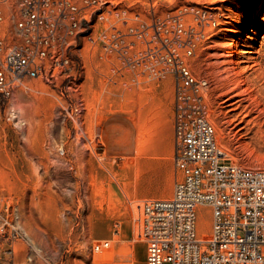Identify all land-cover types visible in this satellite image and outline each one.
<instances>
[{
	"label": "rangeland",
	"instance_id": "obj_1",
	"mask_svg": "<svg viewBox=\"0 0 264 264\" xmlns=\"http://www.w3.org/2000/svg\"><path fill=\"white\" fill-rule=\"evenodd\" d=\"M105 3L103 15L114 19L137 16L150 25L179 16L195 27L186 60L194 77L207 81L201 94L216 140L233 163L264 169V0ZM77 44L68 68L17 84L10 101L15 118L0 127V263L15 264V244L23 241L28 264H130L129 250L113 242L92 250L109 240L115 223L129 219L132 227L136 204L146 200L128 196L130 161L105 152L97 127L127 108L125 99H150L167 75L114 73L97 45ZM144 49L137 38L136 50ZM175 142L174 136V151ZM131 227L125 224L122 235ZM134 259L145 264V243L135 244Z\"/></svg>",
	"mask_w": 264,
	"mask_h": 264
},
{
	"label": "built area",
	"instance_id": "obj_2",
	"mask_svg": "<svg viewBox=\"0 0 264 264\" xmlns=\"http://www.w3.org/2000/svg\"><path fill=\"white\" fill-rule=\"evenodd\" d=\"M104 4L0 0V127L15 118L10 101L17 84L68 68L80 37L100 48L114 73L173 76V191L136 204L132 241L146 244L145 264H264V169L233 163L216 140L201 94L207 81L196 79L186 60L195 27L179 16L150 25L137 16L114 19L103 15ZM137 38L144 41L142 51L134 49ZM109 246L101 241L92 250Z\"/></svg>",
	"mask_w": 264,
	"mask_h": 264
},
{
	"label": "crops",
	"instance_id": "obj_3",
	"mask_svg": "<svg viewBox=\"0 0 264 264\" xmlns=\"http://www.w3.org/2000/svg\"><path fill=\"white\" fill-rule=\"evenodd\" d=\"M171 78L167 75L153 85L150 99L139 98L135 104L125 99L124 104H119L127 108L106 116L97 127L105 152L107 150L110 157L130 161L128 174L133 180L128 196L132 199L169 198L173 191L175 111ZM125 224L131 227L129 219L115 223L108 241L117 249H128L126 258L130 264H136L134 247L137 242L132 241L131 230L122 235ZM15 246V264H28L24 256L25 243L17 241Z\"/></svg>",
	"mask_w": 264,
	"mask_h": 264
},
{
	"label": "bare ground",
	"instance_id": "obj_4",
	"mask_svg": "<svg viewBox=\"0 0 264 264\" xmlns=\"http://www.w3.org/2000/svg\"><path fill=\"white\" fill-rule=\"evenodd\" d=\"M80 39H83L82 37H80ZM229 59L226 57V56H224V58L222 59V61H228Z\"/></svg>",
	"mask_w": 264,
	"mask_h": 264
}]
</instances>
